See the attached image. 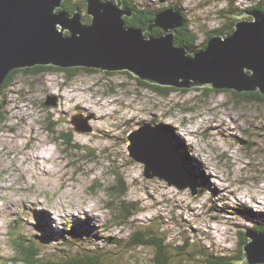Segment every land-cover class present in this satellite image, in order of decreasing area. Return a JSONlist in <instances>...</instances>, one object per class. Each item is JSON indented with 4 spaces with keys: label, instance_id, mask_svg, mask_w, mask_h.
<instances>
[{
    "label": "rangeland",
    "instance_id": "1",
    "mask_svg": "<svg viewBox=\"0 0 264 264\" xmlns=\"http://www.w3.org/2000/svg\"><path fill=\"white\" fill-rule=\"evenodd\" d=\"M131 1L178 10L197 37V50L210 32H226L247 18H236L241 10L260 0ZM71 3L80 4L88 25L85 0ZM133 78L126 71L80 70L71 79L64 72H18L1 89L0 264H22L13 260L14 244L26 241L37 246L42 261L94 251L101 264H151V248L107 244V238L126 241L135 227L171 247L188 240L194 250L237 256L244 232L238 227L264 230V104L205 88L162 97ZM48 97L55 106L44 105ZM73 117L91 131H76ZM146 124L174 131L198 180L196 197L145 179L142 165L129 157L128 136ZM118 171L128 187L124 202L138 210L124 226L113 219L119 205L106 191Z\"/></svg>",
    "mask_w": 264,
    "mask_h": 264
},
{
    "label": "water",
    "instance_id": "2",
    "mask_svg": "<svg viewBox=\"0 0 264 264\" xmlns=\"http://www.w3.org/2000/svg\"><path fill=\"white\" fill-rule=\"evenodd\" d=\"M64 1L0 0V89L13 70L52 66L126 71L147 84L176 90L207 87L264 96L263 11L242 13L236 18L251 20L237 21L229 36L215 35L195 52L175 46V31L185 22L178 10L158 12L147 31L158 28L162 34L147 37L141 29L125 26L123 18L133 12L121 0H85L88 25L79 12L60 10ZM44 105L55 106V99L48 97ZM72 124L78 132L91 131L76 117ZM127 140L129 157L142 165L145 179L165 181L192 197L200 193L197 178L164 126L143 125ZM238 229L247 239L240 263L264 264V231Z\"/></svg>",
    "mask_w": 264,
    "mask_h": 264
},
{
    "label": "trees",
    "instance_id": "3",
    "mask_svg": "<svg viewBox=\"0 0 264 264\" xmlns=\"http://www.w3.org/2000/svg\"><path fill=\"white\" fill-rule=\"evenodd\" d=\"M73 0H65L62 3L61 9L62 11L68 13L69 15H73L75 12H79L80 10V4L71 3ZM123 3V8L129 9L133 12V15L131 18H123L124 24L126 27H132L136 29H141L145 36L147 37H158L162 34V31L158 28H153L151 32L147 31L148 24L151 23L155 17V15L163 11L165 9L160 10H152L150 8H144L139 7L132 3L131 0H121ZM253 9H262L264 11V0H260L255 6H250L249 8H246L245 10H241L243 13L246 11H251ZM176 10V9H175ZM182 14V13H181ZM235 22L230 23L227 27L226 32H222V30H214L208 34V37L206 40L201 44L200 49H197L198 51H201L205 49L206 44L209 39H211L215 35H221L223 37H226L228 34L230 35L234 30ZM68 35V34H66ZM175 46L176 47H182L187 48L189 51H197L196 50V40L197 37L191 32L189 25L184 22V25L181 29H178L175 31ZM80 70L88 71V72H95L94 70H88V69H81V68H73V69H59L52 66H36L33 68H26L21 70H13L10 72L1 89L3 87L9 86L13 82L14 76L18 72H23L27 75H37V74H44V73H53V72H64L68 75V78L71 79L74 76H77L79 74ZM110 73V72H109ZM136 83L144 87L145 89L150 90L151 92L165 97L170 92L173 91H179V92H187L188 90H176L173 88H167V87H159L156 85H150L143 81H140L136 78H133ZM0 89V91H1ZM207 92L210 93H219L221 91L212 90L210 88H205ZM223 92H227L223 90ZM233 97L237 98L238 100H241L245 103H258V104H264V96H261L258 92L254 93H235L233 92ZM188 110V109H187ZM188 111H192L189 109ZM164 126V125H163ZM166 130L170 133H172V138H174V134L169 126H164ZM49 129V128H48ZM63 137V136H62ZM63 139V138H62ZM177 140V139H176ZM66 141V140H65ZM178 141V140H177ZM69 143V142H67ZM181 148V147H180ZM180 150V149H179ZM186 162L188 163V160L190 159L187 155L182 154ZM187 166H189L187 164ZM190 169V168H189ZM191 171V169H190ZM192 172V171H191ZM115 177V184L112 185V187H109L106 189V191L112 196V200L115 203H118L117 210L113 212V219L119 226H124L128 224V221L138 212L137 207L135 204H129L124 202V199L128 192V187L126 184V180L123 177V175L118 172H113ZM99 188V187H97ZM213 220H216L215 218ZM253 230L258 232H263L264 230L253 228ZM241 236V237H240ZM239 237L242 239L238 243L239 246V252L237 256H215L214 254L210 252H205L206 250L201 249H193L192 245H188L189 241L187 240V243L183 242L181 246H175L171 247L170 245L166 244V239L159 237L155 235L150 230H141L140 228H134L132 233H130V236L127 238L126 241L117 240L113 238H107V244L114 245V246H120L125 247L127 250L131 251L135 248L143 247V248H151L153 253V258L151 264H242L240 261L242 260L243 252L242 247L247 242V240L244 237V233L241 232ZM15 245V256L16 258L13 259L15 263H22V264H101V257L100 254L96 252L91 251H84V252H78V253H72V254H65L58 260H46L42 261L43 256L40 254V251L37 249V246L30 242H21L14 244ZM66 247V245L64 246ZM69 248V247H68ZM80 253V254H79ZM173 258H178L177 261L174 262ZM11 260V261H13ZM173 260V261H172Z\"/></svg>",
    "mask_w": 264,
    "mask_h": 264
},
{
    "label": "flooded vegetation",
    "instance_id": "4",
    "mask_svg": "<svg viewBox=\"0 0 264 264\" xmlns=\"http://www.w3.org/2000/svg\"><path fill=\"white\" fill-rule=\"evenodd\" d=\"M254 6H255V5H254ZM253 10H260V9H253ZM251 11H252V10H251ZM260 11H263V10L261 9ZM247 12H248V11H246L245 14H246ZM263 12H264V11H263ZM245 19H247V20H251V17H247V18H245ZM228 35H229V34H228ZM228 35H227V36H228Z\"/></svg>",
    "mask_w": 264,
    "mask_h": 264
},
{
    "label": "clouds",
    "instance_id": "5",
    "mask_svg": "<svg viewBox=\"0 0 264 264\" xmlns=\"http://www.w3.org/2000/svg\"><path fill=\"white\" fill-rule=\"evenodd\" d=\"M66 34H67V33H66ZM89 70H90V69H89ZM217 221H218V220H217ZM217 221H216V222H217ZM243 233H244V232H243ZM246 240H247V239H246Z\"/></svg>",
    "mask_w": 264,
    "mask_h": 264
}]
</instances>
